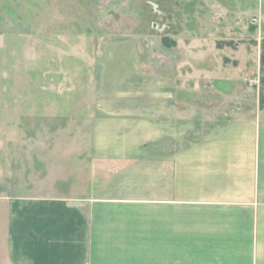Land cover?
<instances>
[{"label":"crops","instance_id":"crops-1","mask_svg":"<svg viewBox=\"0 0 264 264\" xmlns=\"http://www.w3.org/2000/svg\"><path fill=\"white\" fill-rule=\"evenodd\" d=\"M127 58L121 83L90 106L88 161L118 166L68 189L47 179L44 153L38 180L30 155L26 193L4 195L0 264H264L258 96L204 65L153 57L148 72Z\"/></svg>","mask_w":264,"mask_h":264},{"label":"rangeland","instance_id":"rangeland-1","mask_svg":"<svg viewBox=\"0 0 264 264\" xmlns=\"http://www.w3.org/2000/svg\"><path fill=\"white\" fill-rule=\"evenodd\" d=\"M128 54L148 72L153 57L189 61L194 73L204 65L259 102L264 0H0V257L6 194L26 193L30 155L38 180L44 153L47 179L62 177L68 189H82L94 171L100 185L118 166L88 161L90 106L96 91L121 83Z\"/></svg>","mask_w":264,"mask_h":264},{"label":"trees","instance_id":"trees-1","mask_svg":"<svg viewBox=\"0 0 264 264\" xmlns=\"http://www.w3.org/2000/svg\"><path fill=\"white\" fill-rule=\"evenodd\" d=\"M262 80H263V83H264V75L262 77ZM259 104L261 106H264V91L262 93H260V95H259Z\"/></svg>","mask_w":264,"mask_h":264}]
</instances>
